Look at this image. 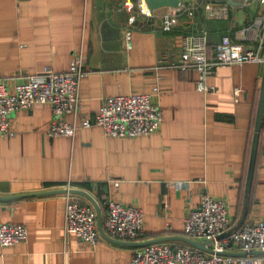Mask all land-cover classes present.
<instances>
[{"label":"crops","instance_id":"crops-1","mask_svg":"<svg viewBox=\"0 0 264 264\" xmlns=\"http://www.w3.org/2000/svg\"><path fill=\"white\" fill-rule=\"evenodd\" d=\"M234 1L182 0L180 7L193 15L183 11L173 30L164 31L161 16L175 10L141 14L142 0H0V77L11 88L47 66L66 70L80 53L86 71L79 85L81 113L92 118L105 98L150 93L155 85L162 111L158 132L128 138L107 137L99 125L52 137L48 104L13 113L15 135L0 138V223L24 225L28 235L0 246V264H129L139 246L127 243L190 245L181 238L183 220L202 195L225 201L231 230L264 220V108L246 191L264 63L217 66L208 92L196 90L197 72L159 64L162 57L177 61L181 35L201 30L208 33V48L224 35L256 46L254 33L243 40L241 31L262 5ZM211 2L226 4V16L206 10ZM114 179L122 181L115 186ZM67 184L97 202L102 227L109 201L142 209L143 236L116 241L100 233L93 246L65 236L64 193L57 191Z\"/></svg>","mask_w":264,"mask_h":264},{"label":"built area","instance_id":"built-area-1","mask_svg":"<svg viewBox=\"0 0 264 264\" xmlns=\"http://www.w3.org/2000/svg\"><path fill=\"white\" fill-rule=\"evenodd\" d=\"M239 1L246 3L249 0ZM256 1L260 2L262 10L241 31L243 40L249 39L248 33L253 32L256 46H245L231 35H224L208 48V33L201 30L195 34L181 35L177 61L162 57L159 64L197 72L194 85L196 90L208 92L212 91V87L207 84V79L213 76L217 66L264 63V0ZM138 8L141 14H151L145 0L138 4ZM173 9L175 12L161 16V28L164 31L173 30L183 11L188 15L194 13V10L188 11L180 6ZM205 9L217 17H225L227 14L226 4L214 6L211 2L207 3ZM135 19L134 15L129 16L130 23ZM125 35L127 40L132 37L130 30H126ZM84 76L83 55L76 53L66 70L56 72L47 66L40 74L30 75L12 88L6 79L0 77V138L7 139L15 135L10 124L13 113L41 103L52 108L53 119L49 126V135L52 137H73L77 129L93 125H99L107 137L146 136L159 131L162 111L154 101L159 95L157 85L153 86L150 93L107 97L91 118L80 112L79 85ZM67 114L72 116L70 122L65 119ZM121 181L112 180L115 186ZM64 188L71 189V186L67 184ZM64 199V235L73 234L78 241L95 245L100 237L98 210L93 203L84 202L73 193L64 192ZM106 210L103 228L109 237L138 241L143 236L142 209L109 201ZM183 225L184 235L193 240H203L209 251L193 245L173 247L167 242H151L137 247L129 264H264V255L252 254L253 250H264V220H255L231 230L228 207L222 199L202 195L198 205L184 217ZM27 235L28 230L24 225L0 223L1 247L25 241ZM238 249L243 253H233Z\"/></svg>","mask_w":264,"mask_h":264},{"label":"water","instance_id":"water-1","mask_svg":"<svg viewBox=\"0 0 264 264\" xmlns=\"http://www.w3.org/2000/svg\"><path fill=\"white\" fill-rule=\"evenodd\" d=\"M150 11L153 12L155 10H159L160 8L162 7H169V8H177L179 6H181L182 4V0H145ZM224 1H227L228 3H232V4H235L236 2L234 0H224ZM264 67V66H263ZM261 88H260V94H259V99H258V107H257V112H256V116H255V119H256V122H255V126H254V131H253V139H252V144H251V151H250V154H251V161H250V166H249V174H248V179H247V183H246V191L248 192L250 189V183H251V177H252V169H253V163H254V160H255V157H256V150H257V146H258V141H259V132H260V129H261V122H262V119H261V116H262V111H263V108H264V70H263V75H262V81H261ZM57 192H69V193H73V194H82L84 196H86L92 203L93 205L95 206L96 210H98V220H97V225L99 227V231L100 233L107 239L110 240L109 237H107L105 235V232H104V228L102 227L101 225V210H99V206L97 204V202L92 198V196L83 191V190H80V189H60V191H57ZM221 236H224V234H222ZM182 240H186L187 242H189L190 244H192L193 246H196L198 248H202L204 250H208L209 249L207 247H205L204 245V242L203 240H193V239H190L186 236H183L181 237ZM113 240V239H112ZM115 241V240H113ZM118 241V240H116ZM160 240H149V241H145V242H131V243H127V244H133V245H136V246H144V245H148L149 243L151 242H158ZM125 243V242H124ZM257 251H262L264 253V250H253L252 254L253 253H256ZM226 253V252H225ZM227 254V253H226Z\"/></svg>","mask_w":264,"mask_h":264},{"label":"rangeland","instance_id":"rangeland-1","mask_svg":"<svg viewBox=\"0 0 264 264\" xmlns=\"http://www.w3.org/2000/svg\"><path fill=\"white\" fill-rule=\"evenodd\" d=\"M254 10H255V8H253V7L249 8V11L252 12V13H253ZM190 245H192V244H190Z\"/></svg>","mask_w":264,"mask_h":264}]
</instances>
